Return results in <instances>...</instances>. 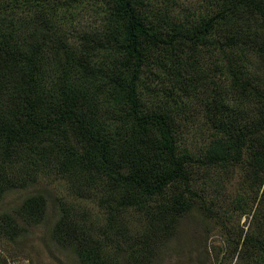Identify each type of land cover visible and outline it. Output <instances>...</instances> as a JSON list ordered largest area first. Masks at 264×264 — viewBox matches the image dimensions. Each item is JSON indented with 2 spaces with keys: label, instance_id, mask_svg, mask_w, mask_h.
Returning <instances> with one entry per match:
<instances>
[{
  "label": "trees",
  "instance_id": "16d2710c",
  "mask_svg": "<svg viewBox=\"0 0 264 264\" xmlns=\"http://www.w3.org/2000/svg\"><path fill=\"white\" fill-rule=\"evenodd\" d=\"M154 1L0 0L2 89L10 86L7 77L17 82L6 62L28 66L31 76L47 57L46 45L51 43L61 50L58 57L63 90L58 93L59 102L53 113L40 116L32 109L22 110L20 102L14 106L12 98L0 93V107L11 109L0 111V167L8 175L6 178L22 179L25 166L39 162L43 155L38 150L33 156L30 154V150H36L34 137L37 141L53 142L59 135L60 143L73 155L71 175L89 191L100 190L102 198L115 194L113 199H118V207L126 209L144 201L150 202V206L155 204V209L162 212L163 204H173V210L183 213L194 193L189 185L190 158L179 146L182 126L175 110L186 102L176 97L175 93L180 91L169 81L163 88L159 85L150 89L149 83L158 77L170 81L176 77L186 100L192 84L201 77L206 81L220 77V83L233 77V92L222 85L211 89L210 111L216 110V115L220 112V122L212 123L223 129L224 135L212 148H206L204 156L220 166L222 162L227 164L223 161L226 157H222L226 146L231 155L235 147L238 148L234 152L239 154L245 146L253 169L250 170L255 175L251 183L258 193L264 182V0H187L181 6L176 0H166L160 6ZM89 6L101 21L83 25L82 15L84 10H91ZM26 9L34 14L32 21L30 16L24 19L18 15ZM28 27L32 30L27 31ZM93 58L100 59L108 80L94 89L95 93L115 90L126 99L122 113L111 117L107 132L104 128L96 130L93 121L78 108L77 101L86 86L69 84L71 65L80 67L76 77H82L83 64ZM208 60L209 68H214L211 74L203 75ZM238 61L254 67L241 69V64L237 67ZM237 69L245 73L238 72L234 77ZM25 74L29 82V73ZM33 77L31 81L35 83ZM211 84H205V89L209 91ZM245 94H251L256 105L250 112L229 114L223 108L229 98L238 100V96ZM22 106L26 108L25 104ZM107 199L101 203L108 206L109 202L111 206L113 200ZM146 217V224L158 218L150 211ZM143 230L140 241H135L144 247L146 257H151L147 248L156 233L152 234L147 225ZM69 232L75 236L83 230L74 227ZM260 232L264 230H259V235ZM171 233L166 231L162 240ZM245 242L255 245L264 262V239L249 237ZM84 247L79 255L87 264H107L97 260L98 254L91 253V247Z\"/></svg>",
  "mask_w": 264,
  "mask_h": 264
},
{
  "label": "rangeland",
  "instance_id": "374dc122",
  "mask_svg": "<svg viewBox=\"0 0 264 264\" xmlns=\"http://www.w3.org/2000/svg\"><path fill=\"white\" fill-rule=\"evenodd\" d=\"M186 1L176 0L178 6L186 4ZM154 2L160 6L167 1ZM84 12L83 25L101 21L92 7ZM18 15L24 19L30 16L31 21L34 17L27 9ZM31 30L27 28V31ZM20 48L23 50L25 45ZM46 49L47 57L31 76L28 66L24 68L21 64L6 62L9 70L13 71L10 75L17 82L7 77L10 86L4 90L0 86L3 90L0 93L12 98L14 106L20 102L22 110H35L37 116L53 113L57 108L55 104L59 102L58 93L63 91L58 57L61 50L51 43L46 45ZM88 61L90 63H84V69L81 68L84 71L82 77H76V70L80 67L71 65L68 72L73 79L69 84L86 86L80 101H77L78 108L93 121L96 130L104 128L107 132L111 128V117L122 113L126 99L115 90L108 91L109 94L95 93L94 89L104 86L108 80L100 59ZM210 63V60L205 63L203 75L211 74L214 67L209 68ZM240 64L244 70L254 67L240 61L237 67ZM26 72L29 73V82L24 78ZM238 72L245 73L237 69L234 77ZM32 77L35 83L31 81ZM75 78L82 79L79 82ZM202 78L192 84L191 95L186 100L176 77L172 81L158 77L149 83L150 89L159 85L163 88L169 81L175 90L180 91L175 93L176 97L186 102L175 111L179 113V126H182L179 146L190 158L192 168L189 185L194 196L189 208L180 213V210L172 209L173 204H163L165 210L162 212L155 209V204L150 206V202L144 201H138L127 209L118 207V199H113L115 194L102 198L100 190L89 191L81 180L76 182L70 169L72 152L60 143L59 135L53 142L37 141L34 137L36 150H30V154L33 156L38 150L43 156L38 163L25 166L24 178H6L8 175L0 167V264H87L88 261L79 255L83 245L88 250L91 247V253L98 254L97 260L107 264H264L255 245L245 242L249 237L264 239V232L258 234L259 230H264V182L257 193V187L251 183L255 175L247 157L248 149L244 146L238 154L234 152L238 148L235 147L231 155L226 146L222 157H226L223 161L226 160L227 164L222 162L220 166L212 164L204 156L206 148L210 145L212 148L224 135L223 129L212 123L220 122V110L217 111L219 115L214 114L215 109L210 111L211 89L222 85L223 89L232 90L234 80L231 77L220 83V77L212 81ZM210 82L213 84L208 91L205 87ZM237 99L225 101L223 108L229 114L235 111L248 113L252 106H256L251 94ZM22 104H25V109ZM4 110L11 109L1 106L0 111ZM61 171H64L63 175ZM106 199L113 200L111 206L109 202V207L101 203ZM149 211L158 218L149 219L146 224ZM144 225L152 234L156 233L147 248L152 253L151 257H146L144 247L135 241L142 238ZM74 227L83 232L70 235L69 231ZM166 231L172 232L171 236L162 240L167 236Z\"/></svg>",
  "mask_w": 264,
  "mask_h": 264
}]
</instances>
